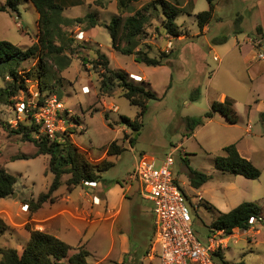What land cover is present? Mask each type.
<instances>
[{
    "label": "rangeland",
    "instance_id": "374dc122",
    "mask_svg": "<svg viewBox=\"0 0 264 264\" xmlns=\"http://www.w3.org/2000/svg\"><path fill=\"white\" fill-rule=\"evenodd\" d=\"M80 1L81 5L67 8L64 15L78 18L94 13L99 26L91 31L78 24L63 28L68 38L72 39L69 47L75 50L74 54H70L71 65L49 79L41 94L35 82H29L28 87L41 97L61 94L60 100L65 109L70 110L78 120V124L71 122L69 127L74 132L71 137L73 143L86 152L91 162L107 159L114 163L111 169L100 174L101 179L109 186L122 187L128 199L123 201L120 215L114 222L87 224L68 219L84 233L77 236L74 230L66 232L67 243L89 253L86 257L88 264H117V259L122 257V247L117 238V227L121 226L127 231L129 245L138 247L129 219L131 205L140 206L151 226L154 219L151 204L139 197V184L130 181L129 176L141 155L156 160L157 166H160L165 157L177 148L173 154L172 172L175 182L187 197L197 238L202 243L207 242L206 227L216 218L215 211L205 209L206 202L221 212H228L242 202H254L261 208V220H254L247 231L235 230L230 236L219 235L222 239L219 253L226 264H264V59L259 56H264V0H215L212 19L201 29L196 15L208 9L207 1L184 0L183 11L176 21L180 36L176 38L166 34L160 18L151 19L145 27L141 47L150 57L160 59L167 56L162 59L166 65L156 67L136 62L134 56L120 54L112 48L105 25L120 13L117 0ZM152 1L136 0L128 11L121 13L122 17L143 9ZM18 10L20 18L17 17L16 21L22 29L0 20V37L25 50L35 41L38 15L31 3L25 0H20ZM80 32L84 33L83 39L78 38ZM222 36L228 37L225 44L212 43L213 38ZM97 51L107 56L112 69L125 71L134 83L142 80L138 74L143 76L147 79L148 88L156 94L157 99L146 103L142 126L137 133L122 123L121 117L133 120L139 108L130 105L118 88L110 93L100 90V79L93 64ZM214 57L219 61H215ZM35 62L36 59L28 60L21 69L28 70ZM84 88H88V92H84ZM196 88H199L200 96L198 100L191 101L192 91ZM27 96L20 95L15 106L12 103L0 104V166L4 165L6 171L16 177V195L0 199V219L8 227L0 237V247L14 248L19 253L28 240L25 225L31 223L36 230H40L30 221L38 215L29 211L26 202L37 200L52 181V175L46 173L49 158H29L36 151L33 143L5 131L4 124L11 129L15 116L23 119L18 103ZM227 99L233 101L236 124H229L224 117L216 114L193 134H187V117L202 116L209 111L213 101ZM130 137H135L133 145L129 144ZM114 140L124 147V151L116 156H106V149ZM230 144H235L239 153L260 170L258 179L250 180L216 169L215 158L222 156L223 147ZM103 154L104 158L100 159ZM21 155L28 159L12 161ZM186 161L191 169L210 176L201 188L190 186ZM81 187L89 186L84 184ZM62 190L64 188L59 191ZM117 196L118 192L114 193L115 199ZM59 199L56 196L58 203L51 205L53 211L66 205ZM44 211L40 209V216ZM66 217L69 218V215ZM149 233L151 237L152 231ZM111 247L112 253L107 256ZM150 248V240H147L146 254L143 252L141 256L147 255ZM142 262L161 264L158 258L152 261L142 259ZM125 264H136V260L128 257Z\"/></svg>",
    "mask_w": 264,
    "mask_h": 264
},
{
    "label": "trees",
    "instance_id": "16d2710c",
    "mask_svg": "<svg viewBox=\"0 0 264 264\" xmlns=\"http://www.w3.org/2000/svg\"><path fill=\"white\" fill-rule=\"evenodd\" d=\"M34 7L37 18V35L35 41L25 50L14 44L0 40V104H17L20 95L27 96L28 83L35 82L41 94L49 79H53L57 73L62 72L71 65L70 54L75 50L69 47L72 42L68 38L63 28H71L75 24L90 30L99 26L97 15L87 13L83 17L69 18L64 15V11L70 7L81 3L80 0H25ZM136 0H117L118 15H114L109 24L105 25L111 38L112 48L123 55L134 56L136 62L147 66H165L163 58L150 57L141 47V41L145 38V27L151 19L160 18L162 28L168 36L176 38L180 36L177 18L183 11L184 0H154L144 6L143 9L136 10L133 14L122 17L124 11H128L131 4ZM208 9L196 15L198 27L201 29L212 19L214 11V1L206 0ZM79 2V3H78ZM20 0H5L0 6L1 12L19 14L18 6ZM239 34L240 32H235ZM228 41L227 36L215 37L212 43L222 45ZM96 59L93 62L96 73L100 79V90L110 93L115 88L121 90L122 96L130 105L138 107L139 113L130 120L121 117V122L129 126L133 132L137 133L142 124L141 118L146 112V103L149 100L157 99L156 94L148 87V83L141 81L134 83L128 78V73L123 70L112 69L105 54L96 52ZM30 59L36 62L28 70H22L23 63ZM60 100L61 94H57ZM200 96L199 88L192 91L190 100L196 101ZM44 97L43 96L42 100ZM219 114L225 118L229 124H236V116L233 110V102L227 99L223 102L213 101L209 111L199 117H187L185 128L187 134L193 132L210 120L214 115ZM264 115V112L262 113ZM18 116H15L16 119ZM68 123L78 124V120L72 114L65 112ZM15 126L9 129L4 124L5 131L12 135H19L23 141L31 142L36 148L34 156H48V168L46 173L52 175V181L47 192L40 193L35 201L26 202L30 212H36L42 208L46 202L53 203V194L63 185L68 191H72L85 183H98L102 181L101 173L108 171L114 163L103 159L99 162H91L86 155L76 146L71 138L74 132L69 128L67 131L57 134L53 139L40 130V126L34 123L32 114L26 112L22 120L16 119ZM135 137L129 138V144L133 145ZM124 151V147L113 141L106 149L107 156H116ZM223 155L215 158V167L222 172H228L234 176H243L246 179L256 180L260 177V170L248 159L242 157L235 144H230L222 149ZM28 159L21 155L14 160ZM189 183L194 189H199L210 180V176L190 168ZM64 177H67L64 179ZM177 183V182H176ZM16 177L8 173L5 166H0V199H5L15 193ZM178 184V183H177ZM181 189V188H180ZM182 190V189H181ZM183 192V191H182ZM205 209L216 212V218L207 226L208 235L222 232L223 236H230L235 230L247 231L252 227L251 220L260 221L261 208L254 202H242L228 212H221L208 202ZM8 227L0 219V237L7 231ZM29 232V239L19 253L10 247H0V264H88L86 262L87 253L81 252L64 241L48 233L36 230L30 223L25 225ZM221 264H226L224 257L219 251L215 254Z\"/></svg>",
    "mask_w": 264,
    "mask_h": 264
},
{
    "label": "built area",
    "instance_id": "2783aa9c",
    "mask_svg": "<svg viewBox=\"0 0 264 264\" xmlns=\"http://www.w3.org/2000/svg\"><path fill=\"white\" fill-rule=\"evenodd\" d=\"M83 34L78 33V38L83 39ZM259 56L264 59L263 54ZM214 60L219 61V58L214 57ZM83 90L88 91L85 88ZM28 92L30 94L27 99L23 98L18 103V110L23 117L26 112H30L34 123L50 139L69 129L71 124L68 123L65 112L70 113V110L65 109L56 95L44 97L42 100L38 92L29 89ZM16 119H20V116ZM16 119L11 121L12 126L16 125ZM176 150L177 148L171 151L160 166H157L156 160L141 155L136 159L129 176L130 181L139 184L140 198L152 206L153 242L146 258L149 261L158 258L161 264H221L215 254L222 243L219 238L222 232L208 235L207 242L202 243L193 230L187 197L175 182L172 172L173 154ZM85 185L96 187V183Z\"/></svg>",
    "mask_w": 264,
    "mask_h": 264
},
{
    "label": "crops",
    "instance_id": "0c3cea01",
    "mask_svg": "<svg viewBox=\"0 0 264 264\" xmlns=\"http://www.w3.org/2000/svg\"><path fill=\"white\" fill-rule=\"evenodd\" d=\"M4 3H5V0H0V6L3 5ZM79 5H81V3H79L78 5H75V6H70V7H77ZM19 16H20V13L18 15H15V14H12V13H9L6 11H4V12L0 11V20L1 21L9 23V25L11 27L13 26L16 29L20 30V29H22V25L16 21L17 17L20 18ZM36 24H37V22H36ZM91 30H94V28L90 29V31ZM36 35H37V32H36ZM35 38H36V36H35ZM0 40H6V38L0 37ZM253 57H255V56H253ZM138 75L141 77V79H142L141 81H144L145 83H147V79H145L140 74H138ZM85 89L88 90V88H85ZM73 135H71V137H73ZM105 154H106V152H105ZM105 154H103V156L100 159H103ZM48 161H49V159H48ZM64 179H66V178H64ZM99 184H101L100 187H99ZM61 188H64V190L59 191ZM127 189L130 190V187H128ZM116 192H118V196L115 199L113 197V195ZM74 194H75V196H74ZM53 196L55 197V201L53 203L48 201V202L43 204L42 211H44L45 209L46 210L44 211V213H42V216H40V214H39V211L41 209L40 208L39 211H36V213H35V215H38V216H35V217L33 216V218L30 219V221L34 222L35 226L41 227L42 232L53 235L56 238L64 241L65 243H67L66 232H68L70 230H74L77 236L83 235V233H84L80 228H75L73 226L72 222H70V221L74 220V221H78V222H86L87 224L92 223V222H101V221L103 222V221H108V220H113V222H114L115 220H117V218L120 215L123 201L125 199H128L127 198L128 196L125 194V191L122 187H119L118 185L109 186V184L105 183L103 180L96 183V187L78 186V187L74 188L72 191H68L66 189L65 185H63L53 194ZM56 196H59V198H60L59 202H64V203H66V205L60 206L59 208H56L55 211H53V209H52L53 206H51V205L58 203V202H56ZM111 200H113V201H111ZM116 200H118V201H116ZM45 207H47V208H45ZM129 212H130L129 219H130L131 223L133 224L132 228L134 230V236H135V238H137L139 246L132 248L129 245L130 239H129V236L127 234V231L123 227L118 226L117 227V231H118L117 238H118L120 245L122 247V251H121L122 257H119L116 262H117V264H125L126 258L131 257L133 261L136 260V264H143L142 259L145 260L147 258H145L146 255H144V257H143V255L141 256V253L144 252V254H146V242H147V240H150V244H152L151 239L153 238L154 224H153V226H151L149 224V222L145 219V212L140 208V206H138L136 204L131 205V210H129ZM66 215H69V218L66 217ZM38 223H40L41 225H39ZM31 225L33 226V224H31ZM150 230L152 231L151 237H150V233H149ZM28 239H29V232H28ZM27 241H26V243H27ZM84 243H86V242H84ZM68 245H70V244H68ZM86 245H87V243H86ZM70 246L73 248L75 247L72 245H70ZM23 247L21 248V251H22ZM112 247H113V245H112ZM112 247L108 251L107 256L111 255ZM87 254L89 255V253H87Z\"/></svg>",
    "mask_w": 264,
    "mask_h": 264
},
{
    "label": "water",
    "instance_id": "95a60500",
    "mask_svg": "<svg viewBox=\"0 0 264 264\" xmlns=\"http://www.w3.org/2000/svg\"><path fill=\"white\" fill-rule=\"evenodd\" d=\"M16 194L15 193H13V195L12 196H15Z\"/></svg>",
    "mask_w": 264,
    "mask_h": 264
}]
</instances>
